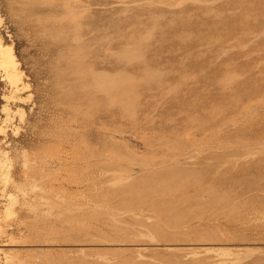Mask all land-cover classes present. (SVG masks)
<instances>
[{
    "label": "rangeland",
    "instance_id": "rangeland-1",
    "mask_svg": "<svg viewBox=\"0 0 264 264\" xmlns=\"http://www.w3.org/2000/svg\"><path fill=\"white\" fill-rule=\"evenodd\" d=\"M0 39V264H264V0H0Z\"/></svg>",
    "mask_w": 264,
    "mask_h": 264
},
{
    "label": "bare ground",
    "instance_id": "bare-ground-1",
    "mask_svg": "<svg viewBox=\"0 0 264 264\" xmlns=\"http://www.w3.org/2000/svg\"><path fill=\"white\" fill-rule=\"evenodd\" d=\"M2 45L3 44H1V39H0V66L3 69L4 73L6 74V76L9 77L10 82L11 84H13L15 90H17L19 89L18 88L19 84L16 83L17 82V74H16L17 62L14 59V55L12 54L11 49L3 48Z\"/></svg>",
    "mask_w": 264,
    "mask_h": 264
}]
</instances>
